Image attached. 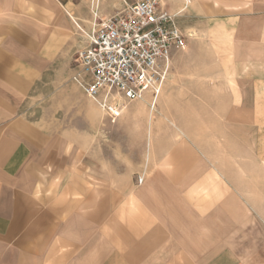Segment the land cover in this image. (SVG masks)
I'll return each instance as SVG.
<instances>
[{"label":"rangeland","instance_id":"1","mask_svg":"<svg viewBox=\"0 0 264 264\" xmlns=\"http://www.w3.org/2000/svg\"><path fill=\"white\" fill-rule=\"evenodd\" d=\"M59 1L90 6L92 20V0ZM93 1H98L103 15L104 0ZM160 1L166 11L178 15L187 48L172 54L161 108L167 113L155 115L198 135L199 144L191 146L196 155L192 159H200L199 167L204 165L207 172L194 175L198 163L195 167V162L180 158L170 162L172 166L158 162L153 177L170 175L179 189L176 192L182 193H175L171 203H165L169 213L182 223L197 214L204 240H168L172 235L161 233L164 226L160 229L159 224H151L157 222L145 215L134 190L120 192L127 185L139 186L145 175L146 179L152 175L147 169L144 136L150 106L146 99L131 104L144 107L125 123H108L73 82L78 52L84 45L79 30L58 59L45 67L15 115L80 145L79 189L69 192V180L63 179L66 224L48 228L46 264H264V113L252 112L263 98L250 97L263 76L262 66L254 65L255 59L248 55L238 70H232L229 30L227 35L215 34L213 27L208 32L204 20L189 18L193 0L188 9L184 0ZM207 90L217 95L222 91L223 96L208 98L204 96ZM230 92L237 98L232 99ZM247 93L249 97L241 96ZM231 103L238 105V113L231 114ZM183 142V137L177 138L174 152L186 156ZM204 158L210 161L204 164ZM87 183L95 193H86ZM104 186H110L112 192L98 193ZM43 198L51 206L56 195L49 190Z\"/></svg>","mask_w":264,"mask_h":264},{"label":"crops","instance_id":"2","mask_svg":"<svg viewBox=\"0 0 264 264\" xmlns=\"http://www.w3.org/2000/svg\"><path fill=\"white\" fill-rule=\"evenodd\" d=\"M104 4L103 15L109 16L122 5V0H104ZM89 8L71 1L63 4L59 0H0V264H46L44 243L48 228L66 224L62 205L63 179L69 180V192L79 189L78 141H66L61 136L49 134L38 124L15 115L19 112L20 101L34 90L45 67L56 61L78 36L80 29L75 22L83 30H89L92 21H89ZM189 8L188 17L197 16L204 20L208 32L213 27L215 34L227 35L229 30L228 39L234 58L232 70H238L248 55L255 59L254 65L262 66L263 76L254 87L255 93L241 96L263 98L262 105L252 112L260 113L262 110L264 113V0H193ZM166 87L167 83L154 105L151 94L145 97L150 106L149 116H152L144 134L148 148L147 169L150 168L152 175L148 179L145 175L139 186L127 185L120 192L134 190L145 215L157 222L151 224L164 226V229L160 227L161 233L172 235L168 240L202 241L205 235L203 223L197 214L191 217L192 220L182 223L169 213L170 207L165 203L170 204L175 193H182L176 192L179 189H176L170 175L160 173L153 177V168L160 161L172 166L170 162L186 158V161L195 162V167L196 163L200 166V159H192L196 155L191 148L199 144L198 135L191 133L188 127L160 121L155 115L156 112L161 116L167 113L161 110ZM204 94L208 98L223 96L222 91L220 95L211 90ZM237 96L230 92L232 99ZM134 103L139 101L127 103L116 123H125L138 113V109H143L142 105L130 106ZM230 111L231 114L238 113V105L231 103ZM102 114L109 124H116ZM181 137L184 139L182 148L188 152L186 156L174 152L177 138ZM163 139H166V144L162 145ZM206 161L210 159L204 158V164ZM206 172L201 165L194 170V175L201 176ZM48 189L56 195L51 206L43 198ZM95 190L87 183L86 193H95ZM111 190L110 186L97 189L98 193L108 194ZM156 205L160 206L157 212ZM70 224L73 222H68ZM160 229L156 230L157 233Z\"/></svg>","mask_w":264,"mask_h":264},{"label":"built area","instance_id":"3","mask_svg":"<svg viewBox=\"0 0 264 264\" xmlns=\"http://www.w3.org/2000/svg\"><path fill=\"white\" fill-rule=\"evenodd\" d=\"M184 2L188 9L192 0ZM92 3L89 30L75 22L84 46L73 81L116 123L127 103L151 94L154 105L168 80L172 54L187 48V37L178 15L166 11L160 0H122L109 16L100 13L98 1Z\"/></svg>","mask_w":264,"mask_h":264},{"label":"snow or ice","instance_id":"4","mask_svg":"<svg viewBox=\"0 0 264 264\" xmlns=\"http://www.w3.org/2000/svg\"><path fill=\"white\" fill-rule=\"evenodd\" d=\"M136 75H137V76H141L142 73L138 72ZM141 87H143V85H141Z\"/></svg>","mask_w":264,"mask_h":264},{"label":"bare ground","instance_id":"5","mask_svg":"<svg viewBox=\"0 0 264 264\" xmlns=\"http://www.w3.org/2000/svg\"><path fill=\"white\" fill-rule=\"evenodd\" d=\"M152 116H150V118H151ZM153 119V118H152ZM150 136V135H149Z\"/></svg>","mask_w":264,"mask_h":264}]
</instances>
